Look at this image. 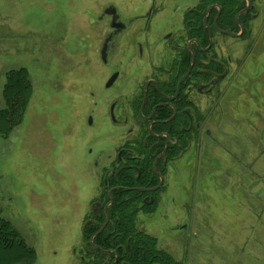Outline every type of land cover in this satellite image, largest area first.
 I'll return each mask as SVG.
<instances>
[{"label":"rangeland","instance_id":"obj_1","mask_svg":"<svg viewBox=\"0 0 264 264\" xmlns=\"http://www.w3.org/2000/svg\"><path fill=\"white\" fill-rule=\"evenodd\" d=\"M196 2L0 0V62L7 63L0 104L5 107L9 71L25 68L32 83L24 121L0 139V219L29 252L11 264H78L82 220L98 201L104 176L101 154L115 147L119 135L105 120L110 100L101 50L109 31L107 7H117L125 22L152 6L161 8L149 29L130 28L135 39L154 42L171 28L183 29L185 9ZM256 9L264 12V0H256ZM254 24L253 58L242 59V43L227 41L234 58L242 60L227 97L229 80L219 87L226 90L224 117L221 127L209 126L219 145H209L205 160L194 162L189 172L184 159L177 162L164 195L174 200L172 206L138 218L139 229L158 238V248L182 264H264L263 16ZM234 105L238 118L232 116ZM89 115L97 126L87 127Z\"/></svg>","mask_w":264,"mask_h":264},{"label":"flooded vegetation","instance_id":"obj_2","mask_svg":"<svg viewBox=\"0 0 264 264\" xmlns=\"http://www.w3.org/2000/svg\"><path fill=\"white\" fill-rule=\"evenodd\" d=\"M230 1L233 7L225 9V0H197L185 9L183 29L171 28L154 42L142 39L141 35L135 39L136 32L130 28L149 29L161 8L152 6L125 22L117 7H107L105 61L102 57L105 44L101 50L110 100L105 120L112 129L119 130V135L113 138L117 139L115 147L101 154L104 176L98 183V201L89 205L90 216L82 220L78 264H131L129 247L119 243L114 210L152 207L155 210L152 213H138V227L140 214L150 215L162 206H172L174 200L168 201L164 195L171 172L176 174L175 164L184 159L189 172L194 162L205 160L209 145H219L221 139L211 136L209 126L217 122L221 127L223 96L228 89L227 97L236 85L241 70L238 60L253 58L254 23L257 18H264V12L256 9V0ZM244 15L247 18L242 22ZM230 39L231 43L232 40L242 43V59H235L227 47ZM227 79L229 84L224 91L219 87ZM204 98L213 100L206 104ZM231 112L238 118L236 105ZM86 122L89 128L97 126L94 115H89ZM94 177L98 181V170ZM119 192L125 194L117 202L115 195ZM140 231L157 242V250L148 262L163 264L158 260L162 251L180 263L171 253L158 248V238Z\"/></svg>","mask_w":264,"mask_h":264},{"label":"trees","instance_id":"obj_3","mask_svg":"<svg viewBox=\"0 0 264 264\" xmlns=\"http://www.w3.org/2000/svg\"><path fill=\"white\" fill-rule=\"evenodd\" d=\"M231 7H233L232 2L225 0L224 8ZM246 18L247 15L242 16L241 21L243 22ZM30 78V74L25 68L12 70L6 74L7 83L3 91L5 107L0 104V139H7L14 129L24 121V115L32 94ZM122 194H125V192H119L115 195L117 202L122 201L120 199ZM114 211L116 212L114 218L117 220L116 233L120 235L119 243L126 244L129 247L131 264H153L148 260L153 252L157 250V242L142 231H138L136 219L139 212L152 213L155 210L152 207L137 209L133 206L130 208H117ZM161 252L158 257L159 262L163 264H182ZM28 257L29 252L26 250L19 234L11 228L10 223L0 219V264L20 262Z\"/></svg>","mask_w":264,"mask_h":264},{"label":"water","instance_id":"obj_4","mask_svg":"<svg viewBox=\"0 0 264 264\" xmlns=\"http://www.w3.org/2000/svg\"><path fill=\"white\" fill-rule=\"evenodd\" d=\"M229 35H231V36H233V37H237L238 35H233V34H231V33H228ZM107 43V42H106ZM106 43H104L105 45H104V48H103V50H102V57H103V60L105 61L106 60V56H107V44Z\"/></svg>","mask_w":264,"mask_h":264},{"label":"crops","instance_id":"obj_5","mask_svg":"<svg viewBox=\"0 0 264 264\" xmlns=\"http://www.w3.org/2000/svg\"><path fill=\"white\" fill-rule=\"evenodd\" d=\"M5 64H7V63H2V62H0V81H1V75L3 74V67L5 66Z\"/></svg>","mask_w":264,"mask_h":264}]
</instances>
